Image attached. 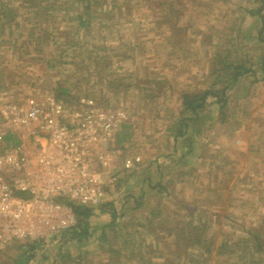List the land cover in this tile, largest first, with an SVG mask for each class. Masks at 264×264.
Instances as JSON below:
<instances>
[{"label": "rangeland", "instance_id": "374dc122", "mask_svg": "<svg viewBox=\"0 0 264 264\" xmlns=\"http://www.w3.org/2000/svg\"><path fill=\"white\" fill-rule=\"evenodd\" d=\"M119 1L116 0L115 3ZM194 5L191 21L196 29L204 30L205 34L201 37L188 32L179 48L168 44L172 36L170 27L163 25L162 28H157L153 14L145 2L140 0L135 4L131 19L121 20L119 12L115 8L110 12L108 6L102 20L105 22L102 23L111 21L115 25L114 29L93 32V38L98 40L95 44L90 43V37L89 40L85 38L75 41L78 45L74 48L61 45L55 50L59 58L49 55V50H54L52 43L56 40L51 39L47 46L44 44L45 49L41 50L35 41L39 37L38 29L33 31L35 40L31 38L32 42L28 39V31H24L17 42L18 54L15 56L12 57L15 51L0 49V93L6 98L36 93L41 91V86L53 87L58 96L56 83L67 80L65 86L69 87L71 97H87L101 105H113L124 110L131 125L128 130L130 145H127L126 150L120 149L118 156L113 159L118 180L114 188L108 191L102 204L111 205L114 202L121 215L116 222L111 225V210L108 208L102 212L101 205L90 219L89 237L70 241L69 232H65L60 241L49 245L40 244L32 251L35 253L39 250L37 261L30 251L32 241L13 240L0 250V264H23L25 261H22V253L28 255V262L32 261L31 264H65L75 261L90 264H187L188 259L184 258L175 263L169 261L174 258L171 255L172 247H168L171 245V238L157 233L156 239V226L160 221H171V216L177 213L178 204L181 205L182 201L190 197L200 203L196 202L195 206L192 204L188 208L194 210L195 215L204 216L202 207H206V203L213 201L215 196L223 197L222 201L226 202L217 205L218 216L214 217L211 230L210 226L208 234H205V237L210 235L209 238L215 241L214 254L207 257L208 264L242 262L237 258L239 254L226 261L224 257L216 256L215 252L222 238L230 243L239 237L244 239L249 230L264 223V74L257 63V57L264 53V43L252 45L253 42L248 40L249 37L256 36L259 29L260 22H257V16L253 13L261 8V13L264 14V0L263 3L259 0H199ZM106 6L104 4L103 8ZM79 11L75 7L70 12ZM187 19L186 16L183 21ZM66 21L68 20L54 23L50 19L49 32L65 30ZM55 25L58 28H53ZM233 30L242 32L243 47L233 49L225 41L226 36L233 37ZM219 37L225 39L224 44L229 46V50L253 56L250 60L253 64H249L250 71L253 72L242 77L234 91L229 92L234 105L232 108V104L228 106V117H231L232 123L236 121L241 124L208 126L200 139L190 143L195 155L204 150L205 153L217 156V165H212L213 168H209L212 167L209 165L207 168L195 169L191 173L188 170L196 166L195 155L187 156L184 163L172 162L170 154L175 151L171 132L167 130L175 121L182 105L177 93L184 88H190V91L195 88L197 92H201L210 86L208 78L218 66L216 62L212 64L211 60L213 51L216 50L214 44ZM210 38L213 44L201 43ZM129 41H134L133 45H137L130 58L119 60L111 51L100 49V46L111 47L124 53L129 47ZM50 44L52 46L49 47ZM95 45L99 48L94 49ZM86 47L91 52L94 50L95 57L89 62L91 69L78 70L75 63L86 59V55L90 53ZM22 49L26 56L20 59ZM104 56L106 59L102 61ZM58 59L62 60L59 62ZM72 59L74 63L65 66L64 62ZM49 63L56 67H50ZM123 80V85L116 89L115 83ZM138 81L144 82L140 83L143 86L137 90L135 85ZM130 84L134 86L127 92L126 88ZM148 91H152L154 95L148 96ZM208 112L206 117H218V105L210 104ZM231 132L235 134L231 135ZM184 141L185 138L180 137L175 152L177 158L184 152ZM252 143H256L259 149L252 150ZM138 156L140 159L135 161L132 168H124L126 158L136 159ZM160 157L164 159H159ZM157 159L160 160L159 163L156 162ZM215 175L221 179L218 184L229 185L224 190H217V194L211 192ZM145 179L150 182L142 185ZM159 185L169 189L168 193ZM169 193L171 197L168 198ZM140 197L145 206L134 207L133 199ZM211 208L214 210L213 206ZM153 211L155 215L150 217ZM188 221L189 219H184V223ZM165 226L168 227L167 223ZM137 230L140 234L136 233ZM253 247L254 240L248 245V249ZM154 251L161 252L165 260L154 254ZM65 253H69L71 258L64 259ZM188 254L198 259L204 258L201 256L202 252L196 249L188 251ZM153 255L156 257L153 258ZM260 257L264 259V253Z\"/></svg>", "mask_w": 264, "mask_h": 264}, {"label": "trees", "instance_id": "16d2710c", "mask_svg": "<svg viewBox=\"0 0 264 264\" xmlns=\"http://www.w3.org/2000/svg\"><path fill=\"white\" fill-rule=\"evenodd\" d=\"M139 1L140 0H120L118 3H115L116 0H0V49H5L6 51H15L14 53H12V57L15 56L16 54H18L17 42L19 38L22 37L25 33L24 31H28V39L30 40V42H32L31 38L35 37V32L33 31L34 29L35 31L36 29H38L39 37L36 40L35 38L33 40L37 41L41 50L45 49V45L49 43L51 39L52 41L56 40L54 43H52L54 50H49V55L52 58H59V55L55 50H58L61 45L65 47L72 46L74 48L78 45L75 43V41H79L80 39L82 40L85 38L89 40L90 37V43L95 44L98 40L93 38V32L96 33L100 31H106V29H114L115 25H113L111 21L102 23L105 22L102 20L105 18L103 17V15L105 14L106 8L108 6H110V8H108L110 12L114 8L119 12L121 20H123L122 18L131 19L133 17V9L134 7H136L135 4ZM142 1L145 2V4L153 14V17L155 19L154 24L157 28H162L163 25L170 27L172 36H170L168 44H171L172 47L179 48L180 44H183L184 42L183 39L187 37L188 32H190L191 34H197L201 37H203V35L205 34L204 30L199 28L196 29L193 22L191 21L192 9L194 8L193 6H195L194 3L197 4L199 0ZM14 4L20 6H14ZM104 4H107L105 8H103ZM75 7L77 9H80V11L78 13H71V9H74ZM22 9L24 10L23 12ZM261 14V10H257V12L253 13L254 16H257V22H260V26L256 33V36L248 38L249 41L253 42L252 45L264 43V17L261 16ZM186 16L188 18L187 21H183ZM50 19H52L54 23L67 19L68 21H66L65 26L66 29L60 32H57V30L49 32L48 21ZM160 20H162V22H160ZM69 23H71V25H69ZM55 26L56 27L53 28H58L57 25ZM232 32H235L234 35H232L233 37L228 35L225 37L226 40H224L229 46L231 45L233 49L236 47L238 48L239 46L240 48L243 47L244 42L241 40L242 32H240L239 30H233ZM95 33L94 36L96 38H99L95 35ZM61 39L63 41H61ZM146 39L147 36L145 37V40ZM210 40L211 38L209 40H203L201 43H203L204 45L205 43H208V45L213 44ZM224 40L219 37L217 39V42L214 44L216 46V50L213 51V59L211 61L212 64L216 62L218 66L215 71H211L210 73L207 81L210 85L208 89L206 87L202 89L201 92H197L195 88H193V91H190V88H184L181 92L177 93L179 98L182 100V105L175 121L169 126L167 131L171 132L170 135L171 139L173 140V150L176 152L180 137L185 138V149L183 154L178 158L175 157V152H172L170 154L172 162L174 161L178 163H184L186 162L187 156L195 155L194 148L190 143H193L195 140L200 139L205 130H207L208 126L217 124L223 127L226 125L231 126L233 124H241L240 122L237 123L236 121L232 123V119H230L231 117H228V106L230 107V104H232V108V106L234 105L231 100L232 98H230L229 92L234 91L233 89L236 88L235 86L240 84L242 77L246 76L248 73L253 72L250 71L251 67H249V64H253V62L250 61L253 56L249 57L246 53L239 54L237 53V51L229 50V46L227 44H224ZM99 41H101V39ZM134 41L127 42L129 44V47L126 48V52L124 53L111 47L100 46V49L109 50L112 54H115V56H117L119 60H122L124 58H130V54L137 49V45H133ZM50 46L52 45L50 44L49 47ZM97 48L99 47L95 45L94 49ZM86 50L90 52L86 55L88 57L83 60L81 59L79 62L75 63L76 66H78V70H80V68L88 71L91 69V65H89V62L93 57H95L94 50L91 52L88 47H86ZM248 50L249 48L247 49V52H249ZM19 56L20 59L26 56L23 49L22 52L19 53ZM65 58L68 59L69 57ZM132 58H134V56ZM62 59H58L59 62ZM105 59L106 57L104 56L102 58V61H104ZM73 63V59L72 61L64 62L65 66L67 64L70 65ZM257 63L260 65L262 73L264 74V53L257 57ZM49 66L52 68L56 67V65H50V63ZM104 70L105 69L100 71ZM262 80H264V77L262 78ZM66 82L68 81H59L56 83L59 94L58 97L66 102L72 103L76 99L74 97H71V91L69 90V87L65 86ZM124 82V80L121 82H116V89L120 88V86L123 85ZM141 82L144 81L136 82L135 87L137 90L140 89L141 86H143V84H140ZM148 82L149 81H147V83ZM148 84H150V82ZM132 86L134 85L130 84L127 86V92H129ZM135 87L133 89H135ZM153 91H156V87ZM152 93V91H150V93L148 91L147 95H154V93ZM18 95L19 94H17V96ZM212 103H216L218 105V117H206L207 115H209L208 107ZM130 126L131 125H129V122H127V124L122 127L121 131L117 135L116 147L121 150H126L130 145V134L128 133V130H130ZM234 129L235 127L233 128V130ZM230 134L232 135L235 133L231 132ZM6 142L8 146H16L17 144H19V140L12 135L7 136ZM251 149L255 150L259 148L257 147L256 143L255 145L252 143ZM205 152L206 151L203 150V152L201 151L200 153H198V155H195L194 162L196 163V166L189 169L188 172L192 173L195 169L199 170L202 167L207 168L209 165H217V156L213 155V153ZM211 159L213 160L209 163V160ZM214 166L209 168H213ZM182 173L185 172L182 171ZM220 180V177L215 175L214 180H212V193L217 194V190H224L225 187L229 186L227 184L222 185V183L221 185L218 184V181ZM121 182L122 179L119 180V183ZM162 188L164 189V191H167V194L169 189H166L165 187ZM170 194L171 193L168 194V198L171 197ZM222 200L223 197L215 196L213 201L206 203V207L203 206L201 210L204 216L195 215V211L188 208L189 205L192 204H194L195 206L196 202H199L198 200H194L193 202L183 201L181 205L178 204L177 213L171 216V221L168 220L166 222L168 227L165 226L166 223H163L161 221L159 223L157 222L158 224L156 228H158V231H154L155 238L157 233H163L167 235V238H171V245H175V249L172 251L171 255L178 258L180 257L188 259V264H208L207 257L214 254L215 241L212 240V238H209L210 235L209 237H205V234H208V228L210 226L211 230L212 223L214 222V217L218 216L219 208L217 205L225 204L226 201L224 202ZM211 206H213L214 210L211 208ZM101 207V209H103L101 210L102 212L108 208L111 210V218L113 219V223L111 225H113L116 222L117 218L121 216L117 207L114 205V202H112L111 205L104 204ZM96 209L97 208H89L83 206L74 207L78 219V225L75 229L69 232L70 241L76 239L80 240L86 238L87 236H90V234L88 233L90 227V219L95 214ZM154 215V211L150 213V217ZM194 215L195 218H192V216ZM184 219H189V221L184 223ZM237 226L239 225H235V227ZM136 233L140 234L138 230L136 231ZM133 239L134 237L132 238V240ZM114 240H116V237H114ZM253 240L254 247L248 249V245L253 242ZM131 242L132 241H130V243ZM40 244L43 243L33 242L32 244H30L29 247L31 253L32 251L34 252ZM193 248L199 249L202 252L201 256H204V258L198 259L195 257H191L188 254V251L189 249ZM156 252L154 251V254L158 256L162 255L161 252ZM261 253H264V223L257 228H254V230H249L246 238L244 239L242 237H239V239L230 243L229 240L222 238L216 246L215 255L218 257H224L226 261H228V259L233 255L239 254L237 258L242 262H237V264H264V259L260 257ZM155 257L156 256L153 255V258Z\"/></svg>", "mask_w": 264, "mask_h": 264}, {"label": "built area", "instance_id": "2783aa9c", "mask_svg": "<svg viewBox=\"0 0 264 264\" xmlns=\"http://www.w3.org/2000/svg\"><path fill=\"white\" fill-rule=\"evenodd\" d=\"M128 120L87 97L66 102L53 87L0 93V250L13 240L60 241L78 225L75 206L103 204L118 180L116 139ZM8 135L19 144L8 146ZM135 161L126 158L124 168Z\"/></svg>", "mask_w": 264, "mask_h": 264}, {"label": "crops", "instance_id": "0c3cea01", "mask_svg": "<svg viewBox=\"0 0 264 264\" xmlns=\"http://www.w3.org/2000/svg\"><path fill=\"white\" fill-rule=\"evenodd\" d=\"M260 1V3L262 2L263 3V0H259ZM258 10H261V8H259ZM261 16H263L264 17V14H261ZM138 158H139V156H138ZM161 158H163L164 159V157H160L159 159H161ZM140 159V158H139ZM159 159H157L156 160V162H158L159 163ZM137 162V161H136ZM135 162V163H136ZM164 162H165V160H164ZM128 170V169H127ZM150 182V180H148V179H145L144 180V183H142V185H144V184H146V183H149ZM159 187H162L161 185H159ZM142 197H140V199H137V200H134L133 198V205H134V207H140L141 205L142 206H145V203H142V199H141ZM194 197H190V198H188V199H186V200H184V201H190V202H193L195 199H193ZM145 200H146V198H145ZM183 202V201H182ZM181 204V203H180ZM169 246H171L172 247V250L171 251H173L174 249H175V245H168V247ZM193 249H196L198 252L200 251L199 249H197V248H193ZM193 249H189V252L191 251V250H193ZM39 252V250H37L35 253H33L32 254V256L34 257L33 259H36V261L38 260V256H37V253ZM201 252V251H200ZM23 254V256H22V261H25V262H23V264H31V262H28V260H29V257H28V255H24V253H22ZM63 257V256H62ZM160 258H162L163 260H165L164 259V257L163 256H159ZM174 258L173 259H169V261H173V263H175L176 261H178V260H180L181 258L179 257H175V256H173ZM71 258V256H70V254L69 253H65L64 254V259H66V260H68V259H70ZM40 261V260H39ZM149 262H152L151 260H149ZM18 264H20V263H18ZM187 264H188V262H187Z\"/></svg>", "mask_w": 264, "mask_h": 264}]
</instances>
